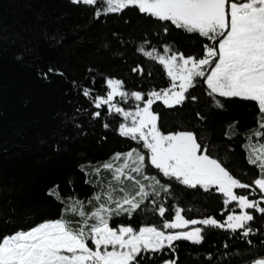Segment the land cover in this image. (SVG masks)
Instances as JSON below:
<instances>
[{
	"label": "snow or ice",
	"instance_id": "obj_1",
	"mask_svg": "<svg viewBox=\"0 0 264 264\" xmlns=\"http://www.w3.org/2000/svg\"><path fill=\"white\" fill-rule=\"evenodd\" d=\"M69 3L91 23H122L123 29H110L97 49L101 61L107 54L122 70L114 73L91 63L72 76L55 63L29 62L35 49L26 45L15 59L28 63L41 81L59 77L67 83L64 94L73 111L64 120L77 135H87L86 124L99 122L105 133L135 146L102 161L81 153L70 175L51 178L44 198L55 215L0 234V264H181L176 242L202 245L206 231L215 229L247 245L220 253L226 264H264V0ZM176 31L195 40L192 51L169 39ZM44 38L51 46L64 40L59 32H45ZM156 65L162 84L153 83ZM130 80L135 87H128ZM249 104L252 126L233 117L217 127L216 117L230 105ZM168 113L179 120L165 130ZM233 141L240 142L247 165L255 170L250 182L228 167ZM61 150L57 144L55 152ZM77 176L90 195L77 192ZM177 185L217 194L220 217L187 218L183 213L196 210L172 203L178 200ZM140 212H151L160 222L134 225ZM224 248L230 245L225 242ZM203 256L202 264L216 259L212 252Z\"/></svg>",
	"mask_w": 264,
	"mask_h": 264
},
{
	"label": "trees",
	"instance_id": "obj_2",
	"mask_svg": "<svg viewBox=\"0 0 264 264\" xmlns=\"http://www.w3.org/2000/svg\"><path fill=\"white\" fill-rule=\"evenodd\" d=\"M112 28L123 29V25L115 20L106 25L91 23L69 0H0V234L27 228L42 217L55 215L56 210L44 198L45 186L51 178L64 179L70 175L79 154L102 161L114 151H126L130 144L135 146V142L125 141L112 132L105 133L99 122L94 127L86 124L87 135H77L73 125L64 120V114L71 115L73 111L68 103L70 97L64 94L67 83L59 77H53L50 82L41 81L28 63L21 64L15 59L22 45H26L35 49L29 62L55 63L72 76H78L91 63H102L115 73L122 70L118 67L120 62L112 61L107 54L101 61L97 53ZM45 32H59L64 40L51 46L44 38ZM169 39L184 51H192L195 44V40L179 31L173 32ZM154 78L153 83L162 84V69L158 65L154 67ZM128 87H135L131 80ZM201 88L197 89V94ZM76 103L73 99V104ZM250 113V104L230 105L227 113L216 117L217 127L233 117L239 118L242 125L252 126ZM178 120L176 113L166 114L165 130L175 126ZM105 134L108 139L103 141L101 137ZM229 143L233 144L235 152L231 154L228 167L239 178L250 182L255 178V170L247 165L240 142ZM57 144L62 149L59 153L55 152ZM220 154L223 156V149ZM245 172L247 175L243 174ZM76 179L77 192L82 197L90 195L81 176ZM176 195L178 200L172 203L179 202L186 209L196 210L183 213L187 218H202L207 214L220 217L223 205L217 194L197 193L177 185ZM6 219L10 220L7 224ZM159 222L160 218L151 212H140L132 221L134 225ZM252 239L259 244L257 237ZM225 242L230 245L227 250ZM176 243L181 264H202L203 254L207 252L216 254L213 264H226V260L220 259V253L247 247L242 239H233L230 233L219 229L206 231L202 245L187 241Z\"/></svg>",
	"mask_w": 264,
	"mask_h": 264
}]
</instances>
